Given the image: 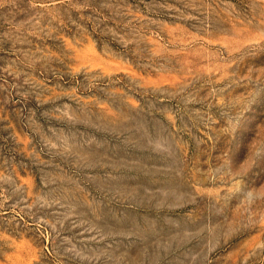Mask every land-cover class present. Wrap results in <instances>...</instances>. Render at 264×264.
Instances as JSON below:
<instances>
[{"label":"rangeland","instance_id":"1","mask_svg":"<svg viewBox=\"0 0 264 264\" xmlns=\"http://www.w3.org/2000/svg\"><path fill=\"white\" fill-rule=\"evenodd\" d=\"M0 264H264V0H0Z\"/></svg>","mask_w":264,"mask_h":264}]
</instances>
